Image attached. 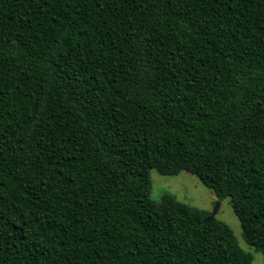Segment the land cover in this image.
<instances>
[{
    "label": "trees",
    "instance_id": "trees-1",
    "mask_svg": "<svg viewBox=\"0 0 264 264\" xmlns=\"http://www.w3.org/2000/svg\"><path fill=\"white\" fill-rule=\"evenodd\" d=\"M151 169L264 254V0H0V264H253Z\"/></svg>",
    "mask_w": 264,
    "mask_h": 264
},
{
    "label": "rangeland",
    "instance_id": "rangeland-1",
    "mask_svg": "<svg viewBox=\"0 0 264 264\" xmlns=\"http://www.w3.org/2000/svg\"><path fill=\"white\" fill-rule=\"evenodd\" d=\"M150 173L153 182L152 197L155 200H160L164 193L169 192L182 202L208 210H212L217 200H219L212 189L203 184L197 176L186 170L177 175H163L156 169H151ZM217 217L230 225L239 244L246 251L253 254V264H264V254L245 241L241 222L235 214L229 198L221 200Z\"/></svg>",
    "mask_w": 264,
    "mask_h": 264
},
{
    "label": "water",
    "instance_id": "water-1",
    "mask_svg": "<svg viewBox=\"0 0 264 264\" xmlns=\"http://www.w3.org/2000/svg\"><path fill=\"white\" fill-rule=\"evenodd\" d=\"M220 205H221V200L219 199V200H217L214 208L211 210V214L206 219L207 221L213 220L217 217V214H218L219 209H220Z\"/></svg>",
    "mask_w": 264,
    "mask_h": 264
}]
</instances>
